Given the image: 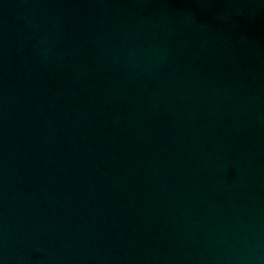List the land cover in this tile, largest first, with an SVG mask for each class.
I'll list each match as a JSON object with an SVG mask.
<instances>
[{
  "label": "water",
  "instance_id": "water-1",
  "mask_svg": "<svg viewBox=\"0 0 264 264\" xmlns=\"http://www.w3.org/2000/svg\"><path fill=\"white\" fill-rule=\"evenodd\" d=\"M0 264H264V0H0Z\"/></svg>",
  "mask_w": 264,
  "mask_h": 264
}]
</instances>
